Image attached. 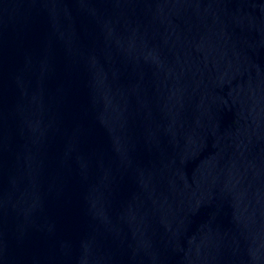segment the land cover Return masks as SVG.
<instances>
[{"label": "water", "instance_id": "obj_1", "mask_svg": "<svg viewBox=\"0 0 264 264\" xmlns=\"http://www.w3.org/2000/svg\"><path fill=\"white\" fill-rule=\"evenodd\" d=\"M0 264H264V0H0Z\"/></svg>", "mask_w": 264, "mask_h": 264}]
</instances>
